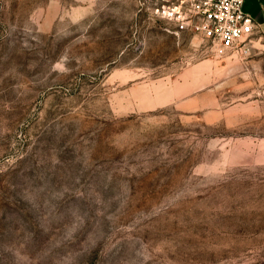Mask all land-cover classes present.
<instances>
[{
    "label": "rangeland",
    "instance_id": "obj_1",
    "mask_svg": "<svg viewBox=\"0 0 264 264\" xmlns=\"http://www.w3.org/2000/svg\"><path fill=\"white\" fill-rule=\"evenodd\" d=\"M179 30L0 0V264H264V38Z\"/></svg>",
    "mask_w": 264,
    "mask_h": 264
},
{
    "label": "built area",
    "instance_id": "obj_2",
    "mask_svg": "<svg viewBox=\"0 0 264 264\" xmlns=\"http://www.w3.org/2000/svg\"><path fill=\"white\" fill-rule=\"evenodd\" d=\"M154 16L201 36L218 57H244L254 40V20L243 11L244 0H150Z\"/></svg>",
    "mask_w": 264,
    "mask_h": 264
},
{
    "label": "crops",
    "instance_id": "obj_3",
    "mask_svg": "<svg viewBox=\"0 0 264 264\" xmlns=\"http://www.w3.org/2000/svg\"><path fill=\"white\" fill-rule=\"evenodd\" d=\"M243 11L254 20V37L264 38V0H244Z\"/></svg>",
    "mask_w": 264,
    "mask_h": 264
}]
</instances>
